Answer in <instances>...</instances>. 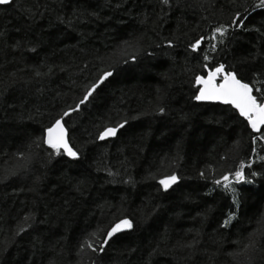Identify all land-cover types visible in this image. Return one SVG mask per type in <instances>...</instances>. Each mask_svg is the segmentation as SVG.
Returning <instances> with one entry per match:
<instances>
[{"label": "trees", "instance_id": "trees-1", "mask_svg": "<svg viewBox=\"0 0 264 264\" xmlns=\"http://www.w3.org/2000/svg\"><path fill=\"white\" fill-rule=\"evenodd\" d=\"M218 66L264 101V0L0 5V264H264V127L198 99Z\"/></svg>", "mask_w": 264, "mask_h": 264}, {"label": "water", "instance_id": "water-1", "mask_svg": "<svg viewBox=\"0 0 264 264\" xmlns=\"http://www.w3.org/2000/svg\"><path fill=\"white\" fill-rule=\"evenodd\" d=\"M11 1L0 0V5H7ZM195 85L201 102L230 106L241 118L246 119L253 132H259L264 127V101L258 103L250 85L238 79L234 73L225 72L223 66L208 70L204 76H198ZM115 135L116 129L107 128L100 133L99 140L112 139ZM44 140L50 146L73 154L61 120H57L45 131Z\"/></svg>", "mask_w": 264, "mask_h": 264}, {"label": "rangeland", "instance_id": "rangeland-1", "mask_svg": "<svg viewBox=\"0 0 264 264\" xmlns=\"http://www.w3.org/2000/svg\"><path fill=\"white\" fill-rule=\"evenodd\" d=\"M165 182H168V181H165ZM124 225H126V224H124Z\"/></svg>", "mask_w": 264, "mask_h": 264}]
</instances>
